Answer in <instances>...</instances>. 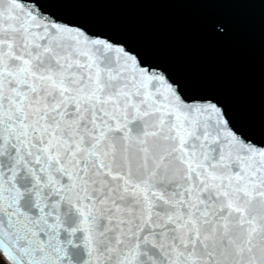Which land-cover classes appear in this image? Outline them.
<instances>
[{
  "label": "snow or ice",
  "instance_id": "obj_1",
  "mask_svg": "<svg viewBox=\"0 0 264 264\" xmlns=\"http://www.w3.org/2000/svg\"><path fill=\"white\" fill-rule=\"evenodd\" d=\"M130 6L264 40V0H0V264H264V55L250 110L99 18Z\"/></svg>",
  "mask_w": 264,
  "mask_h": 264
},
{
  "label": "water",
  "instance_id": "obj_2",
  "mask_svg": "<svg viewBox=\"0 0 264 264\" xmlns=\"http://www.w3.org/2000/svg\"><path fill=\"white\" fill-rule=\"evenodd\" d=\"M230 44H210L198 30L199 12L181 6L114 8L99 18L138 30L154 47L171 52L198 78L221 84L243 98L248 109L259 105L264 40L258 11L236 9Z\"/></svg>",
  "mask_w": 264,
  "mask_h": 264
}]
</instances>
